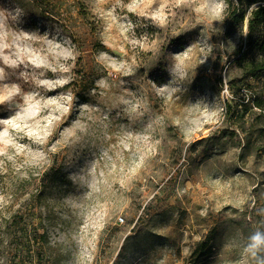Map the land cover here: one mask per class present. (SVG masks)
Wrapping results in <instances>:
<instances>
[{
  "label": "rangeland",
  "instance_id": "rangeland-1",
  "mask_svg": "<svg viewBox=\"0 0 264 264\" xmlns=\"http://www.w3.org/2000/svg\"><path fill=\"white\" fill-rule=\"evenodd\" d=\"M245 35L226 0H0V216L34 182L54 264H255L264 125L245 152L225 113Z\"/></svg>",
  "mask_w": 264,
  "mask_h": 264
},
{
  "label": "trees",
  "instance_id": "trees-1",
  "mask_svg": "<svg viewBox=\"0 0 264 264\" xmlns=\"http://www.w3.org/2000/svg\"><path fill=\"white\" fill-rule=\"evenodd\" d=\"M226 3L231 22L246 21V35L238 43L231 64L239 71L242 80L256 81L245 85L251 97L240 99L233 108L226 105L225 112L231 114L233 124L244 135L243 151L246 152L251 146V138L263 131L264 125V0H226ZM247 114L255 115L252 123L245 120ZM237 135L235 131L230 132V136ZM31 186L29 198L24 199L19 208L13 210L12 204L5 209L7 215L0 216V251L15 257L22 256L20 264H34V259L26 261L30 254L38 255L36 260L39 264H54V258L47 252L49 241L45 226L41 221L38 228L34 227L31 221L35 211L40 214L44 193L38 188V183L32 182ZM25 194L27 192L12 193L10 197L22 198Z\"/></svg>",
  "mask_w": 264,
  "mask_h": 264
},
{
  "label": "clouds",
  "instance_id": "clouds-1",
  "mask_svg": "<svg viewBox=\"0 0 264 264\" xmlns=\"http://www.w3.org/2000/svg\"><path fill=\"white\" fill-rule=\"evenodd\" d=\"M2 72V70H0ZM20 95V89L18 86H14L12 91L0 95V103L9 100L12 96ZM29 99H33V97H29ZM248 243L244 249L245 253H247L255 264H264V231L257 230L252 233L248 238Z\"/></svg>",
  "mask_w": 264,
  "mask_h": 264
}]
</instances>
